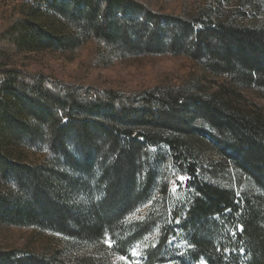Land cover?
I'll return each mask as SVG.
<instances>
[{
  "label": "trees",
  "instance_id": "1",
  "mask_svg": "<svg viewBox=\"0 0 264 264\" xmlns=\"http://www.w3.org/2000/svg\"><path fill=\"white\" fill-rule=\"evenodd\" d=\"M263 5L215 0L184 16L147 0H14L0 20V224L120 256L160 226L142 264H264V23L243 19L244 8L263 14ZM87 41L107 46V60L186 55L203 78L225 80L123 94L59 85L19 66L23 52ZM23 146L46 149L47 161H29ZM166 162L187 176L188 197L166 215L127 222L152 199ZM228 167L248 186L226 184ZM0 264L69 263L0 247Z\"/></svg>",
  "mask_w": 264,
  "mask_h": 264
},
{
  "label": "rangeland",
  "instance_id": "2",
  "mask_svg": "<svg viewBox=\"0 0 264 264\" xmlns=\"http://www.w3.org/2000/svg\"><path fill=\"white\" fill-rule=\"evenodd\" d=\"M147 1L160 12L186 16L213 4L215 0ZM13 4L14 0H0V20L3 15L8 14ZM244 9L247 11V15L243 17L245 21L264 23V5L263 14H254L248 7ZM107 49L105 45L87 41L81 48L75 50L28 51L20 54L19 66L25 70L41 73L51 82L59 85L82 86L90 90H114L123 94H141L160 86L176 84L195 85L201 82L206 86L212 85L214 81L225 80L224 77L210 76V74H204V77H209V80L203 78L199 63L186 55L118 53L107 60ZM258 101L264 103L263 98ZM21 148L29 161L34 163L47 161L46 149L40 146ZM211 156L216 158V155ZM230 168L228 167L231 172L225 180L226 184H234L237 191L248 186L246 176L242 175L240 170ZM187 181V176L175 169L170 162H166L156 182L152 199L130 214L127 222L144 219L150 213L156 216L166 215V210L170 213L173 205L182 206L189 195ZM4 185L5 183L0 180V188ZM159 230L160 226H157L137 242L129 256H120L110 248L104 249L100 244L95 246L76 241L52 230L37 226L0 224V247L25 248L45 256L56 254L62 261H67L69 264H79L78 261L82 258H89L97 264H142L144 250L156 244ZM105 242L108 247L113 246L109 238ZM199 264H206V262L202 261Z\"/></svg>",
  "mask_w": 264,
  "mask_h": 264
},
{
  "label": "snow or ice",
  "instance_id": "3",
  "mask_svg": "<svg viewBox=\"0 0 264 264\" xmlns=\"http://www.w3.org/2000/svg\"><path fill=\"white\" fill-rule=\"evenodd\" d=\"M181 179H183V178H181Z\"/></svg>",
  "mask_w": 264,
  "mask_h": 264
}]
</instances>
